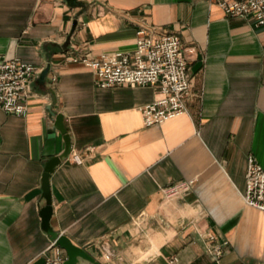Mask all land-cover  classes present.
Here are the masks:
<instances>
[{
  "label": "crops",
  "instance_id": "crops-1",
  "mask_svg": "<svg viewBox=\"0 0 264 264\" xmlns=\"http://www.w3.org/2000/svg\"><path fill=\"white\" fill-rule=\"evenodd\" d=\"M80 1L0 0V54L38 68L27 114L0 106V264L53 254L41 210L46 162L66 147L56 114L82 161L51 174V226L97 262L264 264V211L244 201L249 157L264 167V27L218 0ZM142 25L181 36L192 84L186 110L150 126L141 107L156 89L101 88L71 60L133 52ZM191 179L189 192L165 197ZM209 234L229 243L218 261Z\"/></svg>",
  "mask_w": 264,
  "mask_h": 264
},
{
  "label": "built area",
  "instance_id": "built-area-1",
  "mask_svg": "<svg viewBox=\"0 0 264 264\" xmlns=\"http://www.w3.org/2000/svg\"><path fill=\"white\" fill-rule=\"evenodd\" d=\"M228 16L249 17L257 27H264V0H218ZM91 67L101 88L116 86H145L157 90L156 98L141 107L146 125L161 124L186 110V99L191 90L188 71L187 48L179 34L162 31L157 27L142 25L137 30V44L133 52L102 53L93 57L79 53L71 58ZM38 68L17 58L0 54V106L7 112L26 115L28 99L33 92V83ZM70 161L80 163L82 157L71 152ZM195 179L166 186L162 189L166 198L189 192ZM244 201L264 211V167L253 156L248 159ZM228 241L209 234L206 251L218 261L224 254ZM45 254V264H63L67 254L52 241ZM47 252V251H46ZM109 259L110 256L106 255ZM178 256L169 259L177 264Z\"/></svg>",
  "mask_w": 264,
  "mask_h": 264
},
{
  "label": "water",
  "instance_id": "water-1",
  "mask_svg": "<svg viewBox=\"0 0 264 264\" xmlns=\"http://www.w3.org/2000/svg\"><path fill=\"white\" fill-rule=\"evenodd\" d=\"M72 6L82 5V1L80 0H66ZM49 71V67L44 69L40 75V79L44 80L47 73ZM55 126L59 129L64 135V139L66 142V147L64 152L61 155L54 156L46 162L45 172L43 176V196L46 199V205L41 210L42 216V226L50 235L53 241L56 242L61 248H63L67 254V259L63 264H77L79 257L87 259L96 264H100L97 262L94 257H92L84 248L75 245L67 236L60 235L56 232L51 226V218L53 214V203H52V193L50 187V177L54 172L56 167L64 160L67 159L72 152V141L71 136L68 133L67 128L64 125V116L62 114L55 115Z\"/></svg>",
  "mask_w": 264,
  "mask_h": 264
}]
</instances>
